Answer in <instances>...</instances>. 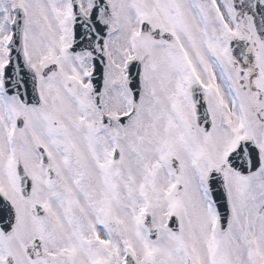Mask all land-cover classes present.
<instances>
[{
  "label": "snow or ice",
  "instance_id": "1",
  "mask_svg": "<svg viewBox=\"0 0 264 264\" xmlns=\"http://www.w3.org/2000/svg\"><path fill=\"white\" fill-rule=\"evenodd\" d=\"M0 264H264V0H0Z\"/></svg>",
  "mask_w": 264,
  "mask_h": 264
}]
</instances>
